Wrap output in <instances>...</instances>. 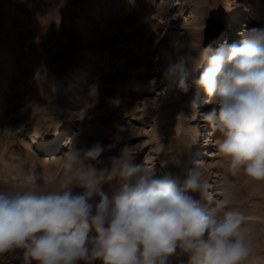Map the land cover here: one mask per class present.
Returning <instances> with one entry per match:
<instances>
[{"label": "rangeland", "instance_id": "1", "mask_svg": "<svg viewBox=\"0 0 264 264\" xmlns=\"http://www.w3.org/2000/svg\"><path fill=\"white\" fill-rule=\"evenodd\" d=\"M253 27L264 28V0H0V190L82 192L74 175L64 174L63 153L108 144L113 124L123 123L119 147L131 145L134 161L158 178L201 169L208 187L193 195L206 213L230 195L251 242L244 264H264V181L230 171L217 150L223 137L202 119L219 109L205 102L203 88L183 93L161 78L175 59L174 38L196 72L211 55L205 49L238 43ZM57 127L61 147L52 138ZM34 135L45 146L34 144ZM116 187L106 183L103 191L111 196ZM16 255L6 264H22V250ZM181 260L188 257L178 250L173 264Z\"/></svg>", "mask_w": 264, "mask_h": 264}, {"label": "clouds", "instance_id": "2", "mask_svg": "<svg viewBox=\"0 0 264 264\" xmlns=\"http://www.w3.org/2000/svg\"><path fill=\"white\" fill-rule=\"evenodd\" d=\"M242 39L220 44L203 70L193 71L180 38L169 42L174 60L161 72L166 87L187 93L203 88L213 107L202 119L221 134L218 152L230 171L243 169L264 181V28H246ZM198 73V75H197ZM110 142L63 153V170L73 187L35 193L0 190V264L23 252L22 264H244L252 254L243 215L225 195L210 212L202 194L208 187L200 168L183 178L155 171L133 159L126 125L113 124ZM119 148L115 155H107ZM166 164L167 161H164ZM116 181L109 196L103 185ZM98 197L99 199H95ZM95 235H92V233ZM180 264H185L181 260Z\"/></svg>", "mask_w": 264, "mask_h": 264}, {"label": "bare ground", "instance_id": "3", "mask_svg": "<svg viewBox=\"0 0 264 264\" xmlns=\"http://www.w3.org/2000/svg\"><path fill=\"white\" fill-rule=\"evenodd\" d=\"M240 10H241V8L240 7H235L234 9H233V16L234 17H237V14H239V12H240ZM251 14H252V12H251ZM236 22H234V24H235ZM233 25V23L232 22H229V24H228V26L229 27H231ZM228 32H231V35L233 36V38H235L236 37V35H237V32H235V30L233 29V30H227ZM225 40V39H224ZM223 43V42H222ZM212 44H213V42H212ZM203 66H206V61H204V63H203ZM203 68V67H202ZM201 102H202V100H201ZM61 130H62V127H57L56 128V130L53 132V136H52V138H53V140L54 141H56V142H58L59 140L61 141V143H60V147H61V145H62V142H63V139H62V132H61ZM202 140H200V142H201ZM34 144H39V145H41V146H45V140L41 137V136H37V135H34ZM37 146V145H36ZM54 151H56V150H54ZM211 201L210 202H213V199H214V197L213 196H211L210 198H209Z\"/></svg>", "mask_w": 264, "mask_h": 264}]
</instances>
